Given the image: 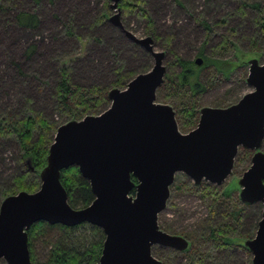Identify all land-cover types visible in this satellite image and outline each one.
<instances>
[{
    "label": "water",
    "instance_id": "water-1",
    "mask_svg": "<svg viewBox=\"0 0 264 264\" xmlns=\"http://www.w3.org/2000/svg\"><path fill=\"white\" fill-rule=\"evenodd\" d=\"M120 0L108 21L153 58V65L134 75L125 87L107 91L109 106L99 114L68 120L55 130L39 187L6 195L0 202V260L31 264L27 230L37 222L99 227L104 240L98 264H162L153 246L184 251L189 241L158 224L176 173L194 184L221 185L231 174L239 148L253 153L237 180L242 203L263 205L253 237L243 241L251 264H264V62L248 59L246 84L252 89L225 107L203 106L196 126L178 128L176 112L156 101L167 68L164 51L154 50L150 35L138 38L120 21ZM197 56L194 63L200 65ZM76 166L94 199L73 208L60 182L62 169ZM132 177L136 179L135 184ZM134 189V193H131Z\"/></svg>",
    "mask_w": 264,
    "mask_h": 264
},
{
    "label": "rangeland",
    "instance_id": "rangeland-1",
    "mask_svg": "<svg viewBox=\"0 0 264 264\" xmlns=\"http://www.w3.org/2000/svg\"><path fill=\"white\" fill-rule=\"evenodd\" d=\"M141 1L153 17L160 33L164 34L170 31L174 34L172 49L186 59L194 60L199 56L197 53L204 36V31L197 21V18L201 17L212 25L211 35L205 45L206 55L214 54L212 51L221 41L223 35H230L233 42H236L243 52L252 50L262 54L259 57L250 56L248 59L256 57L260 63L264 62V36H261L255 45L251 44L249 40L254 38V34L257 35L258 32L253 22L255 11L248 9L243 14L238 11L240 4L245 1H257L261 3L264 10V0H211L210 2L180 0L181 5L177 4L175 0ZM1 2L5 1L1 0ZM110 3L111 0H40L38 3L32 0H11L10 5L4 3L9 14H12V10L34 12L38 16L39 25L32 30L16 29L15 27L4 30L0 25V46L2 45L4 48L17 47V49L21 47L24 50L34 45V54L29 61L24 63V67L28 75L38 73V75L47 76L50 81L47 88L51 87L59 63L64 60L69 61L72 67V82L75 84L99 85L106 88L107 91L112 87L123 88L126 81H129L134 75L149 70L153 65V58L108 20L103 18L101 22L97 21L102 11L106 12L107 19L116 13L110 8ZM120 10V21L127 31L138 38L148 36L144 30V24L135 13L125 12L122 8ZM222 18L225 19L224 23L221 21ZM69 31L71 34L68 33ZM151 37L154 39L153 36ZM153 45L154 50L166 53L163 63L167 72L172 74L169 69L172 52L169 53L158 40H153ZM232 55V52H228L220 57L235 60L231 57ZM119 63L122 66L121 71L126 75L123 84L113 83L114 71L117 70ZM4 70L5 68L0 69L4 74L0 80V108L2 110L19 106L22 93L26 92L23 87H17L12 97L7 96L6 91L3 90L6 88L3 83L7 82V75L10 73L8 71L5 75ZM200 73V76L204 80L206 79L209 85L199 97V110L203 106L225 107L235 103L252 89L245 82L248 64L239 66L231 72L229 77L225 78L214 76L213 71L206 67ZM49 92V89H45L39 94L32 91L30 94H34L35 106L41 109L47 118L59 121V118L52 112ZM156 101L169 103L159 95ZM109 104L110 101L105 103L103 108L106 109ZM195 126L193 125L191 129ZM182 131L187 132V130ZM262 150L264 151V148ZM19 153L18 146L13 140L0 137V189L10 186L12 177L21 170L23 171L18 167V165L20 166L17 158ZM249 164L250 160L244 154H240L237 160H234L231 174L218 187L223 188L231 180H238ZM175 182L183 184L181 188H172L170 191L166 207L158 215L159 226L172 234L198 238L196 247L209 254L205 264L208 262L251 264L252 255L250 252L243 249V251L238 250L237 254L231 252L223 254V250L215 249L210 241L203 239L206 235L207 225L216 223L219 219L216 215L215 218H212L210 202L203 201L197 193L184 189L183 185L188 187L187 182H192L190 178L179 172L175 174ZM238 191L239 186L236 190L237 194ZM262 208L263 205L260 201L244 206L240 230L247 237H253ZM43 229L45 237H35L31 244L33 255L38 261L45 260L51 246L50 243L63 235V231L57 226L52 228L45 226ZM180 254L182 251L162 246H154L153 249V255L158 259H165L167 264H179L180 262L186 264L187 258ZM0 264L6 263L0 260Z\"/></svg>",
    "mask_w": 264,
    "mask_h": 264
},
{
    "label": "trees",
    "instance_id": "trees-1",
    "mask_svg": "<svg viewBox=\"0 0 264 264\" xmlns=\"http://www.w3.org/2000/svg\"><path fill=\"white\" fill-rule=\"evenodd\" d=\"M4 1L2 3L0 0V25H2L4 30L10 27L32 30L39 25L36 13L12 10V14H9L7 6L4 3L10 5L11 0ZM32 1L38 3L40 0ZM175 1L179 5L182 4L180 0ZM210 1L205 0V2ZM119 7L125 12L135 13L137 18L144 24L146 34L153 36V40H158L161 46L169 51V53L172 52L169 67L172 74L166 71L164 82L157 89L156 98L159 95L173 107L176 112L175 117L178 128L181 131H189L198 121L199 97L207 90V85H209V82L200 76L201 70L206 67L213 71L214 76L225 78L229 77L231 72L239 66L247 65L250 56L259 57L262 55L252 50L243 52L236 45V42H233L230 35L222 36L221 41H219L212 51L213 55H206L205 45L211 35L212 25L204 18L199 17L197 21L204 31V36L197 54L202 57L203 61L200 65H196L194 60L186 59L176 50L173 51L174 34L170 31L164 34L160 33L153 17L150 15L148 9L144 7L141 0H120ZM248 9L254 10L256 13L253 22L258 32L257 35L254 34V38L249 39L251 44L255 45V42L261 36H264V10L261 3L257 1H245L238 7V11L241 14L245 13V10ZM103 18L107 20L105 11L101 12L97 21L101 22ZM221 21L224 23L225 19L222 18ZM68 33L71 34L70 31ZM34 47V45H31L28 49L23 50L21 47L17 49V47L4 48L2 45L0 46V69L5 68V75H7L8 71L10 73V75H7V82L3 83L6 87L3 90L6 91L5 93L9 97L15 94L14 90L17 87H23L26 91V94L22 93L19 106L10 109L3 108V110L0 108V137L10 138L17 144L20 152L17 157L20 164L18 167L23 169V171L21 170L22 172L20 171L12 177V184L10 186L0 189V202L6 195L14 194L20 190L33 192L39 187V172L46 164L48 147L53 141L57 126L68 120L81 119L88 114H99L104 110L103 106L105 103H109L106 88L99 85L83 86L72 82V67L69 61L60 60L61 62L49 88L47 87L50 85V81L47 76L38 75V73L28 75L24 63L32 58ZM228 52L233 53L231 57L235 58V60L220 57ZM121 68V63H119L117 70L114 71L115 79L113 83L115 84H123L125 82L126 75L121 71ZM3 75V72L0 71V80ZM31 80L33 82H30ZM45 89L50 90L49 97L52 101V112L59 118V121L47 118L41 109L34 104V94H30V92L39 94ZM97 110L100 111L96 112ZM263 148L264 140L262 143ZM252 153L249 149L239 148L235 161L240 154H244L250 160ZM132 180L135 184L137 183L135 178L132 177ZM60 182L67 191L68 203L71 207H85L94 199L88 181L81 176L76 166L62 169ZM187 183L188 187L183 185L184 189L195 192L203 201L210 202L212 218H215L216 215L219 219L216 223L207 225L206 235L203 239L210 241L215 249L223 250V254L226 252L237 254L238 250L243 251V249L249 252L243 245V241L250 237L244 235L240 230L242 212L244 206L248 204L242 203L236 192L238 189L237 179L231 180L223 188L210 184L207 181H202L197 185L193 182ZM182 184L175 182L174 177L169 190L181 188ZM131 193H134V189ZM45 226L49 228L57 226L63 231V235L50 243L51 246L47 251L45 260L38 261L33 255L31 244L35 237H45L43 229ZM27 235L31 264H98L104 240L102 230L86 222L75 226L37 222L29 227ZM182 236L189 241L187 249L180 254L184 258H187L186 264H205L209 254L196 247V242L199 241L198 238H190L186 235ZM153 249L154 246L152 247V254ZM160 259L162 264H167L165 259ZM208 264L215 263L208 262Z\"/></svg>",
    "mask_w": 264,
    "mask_h": 264
}]
</instances>
